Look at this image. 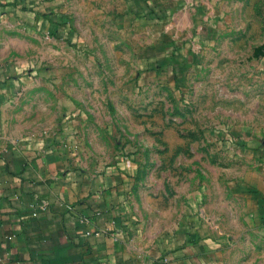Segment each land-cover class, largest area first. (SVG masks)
<instances>
[{
    "label": "rangeland",
    "instance_id": "obj_1",
    "mask_svg": "<svg viewBox=\"0 0 264 264\" xmlns=\"http://www.w3.org/2000/svg\"><path fill=\"white\" fill-rule=\"evenodd\" d=\"M0 4L4 138L113 175L144 237L264 264V0Z\"/></svg>",
    "mask_w": 264,
    "mask_h": 264
},
{
    "label": "crops",
    "instance_id": "obj_2",
    "mask_svg": "<svg viewBox=\"0 0 264 264\" xmlns=\"http://www.w3.org/2000/svg\"><path fill=\"white\" fill-rule=\"evenodd\" d=\"M3 110L0 75V264L204 263L210 240L144 237L113 175L73 169L53 143L40 151L8 141Z\"/></svg>",
    "mask_w": 264,
    "mask_h": 264
},
{
    "label": "built area",
    "instance_id": "obj_3",
    "mask_svg": "<svg viewBox=\"0 0 264 264\" xmlns=\"http://www.w3.org/2000/svg\"><path fill=\"white\" fill-rule=\"evenodd\" d=\"M84 221H87V219H84Z\"/></svg>",
    "mask_w": 264,
    "mask_h": 264
}]
</instances>
